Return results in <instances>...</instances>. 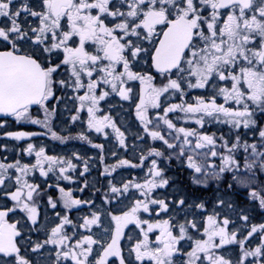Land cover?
I'll use <instances>...</instances> for the list:
<instances>
[{"label": "snow or ice", "instance_id": "6c2138e0", "mask_svg": "<svg viewBox=\"0 0 264 264\" xmlns=\"http://www.w3.org/2000/svg\"><path fill=\"white\" fill-rule=\"evenodd\" d=\"M61 75L64 78L57 79ZM134 83H138V90ZM67 89L78 102L76 114L71 116L73 122L86 112L88 130L108 137L106 130L111 129L119 147L126 148V132L117 119L111 112L98 115L101 102L118 97L134 105L142 132L162 142L165 150L150 148L140 155V164L121 159L105 165L102 175L109 176L117 168L143 167L145 161H151L142 182L130 179L117 186L109 180L105 203L126 197L133 189L141 198L120 215L109 214L114 228L102 233L107 240L94 238L91 231L93 226L103 227L102 210L90 212L78 225H73L67 214L56 213L59 223L46 239L29 241L31 252L41 254L32 260L21 255L19 221L10 223L8 219L19 210L33 226L38 224L40 205L36 197L43 193L28 176L38 170L42 177L56 173L58 180L71 181L69 172L77 167L73 160L83 158L76 153L68 158L48 155L44 147L28 143L22 151L34 155V163L0 161V189L9 182L14 188L4 191L12 206H0V256L13 259L14 264H40L41 259L48 264H109L112 257L126 264L121 240L124 229L134 224L139 238L129 255L134 254L138 264H177V257L183 258L181 264H264V223L248 228L247 215L240 217L245 228L232 231L229 225L233 222L227 217L221 219L215 210L199 225L195 219H187V213L183 222L174 216L155 222L140 216L151 213L152 206L158 209L157 215L172 210L169 201L154 198L155 190L169 185L157 158H186L192 170L191 182L203 187L209 180L220 181L231 173L233 183L225 181L227 191L234 185L252 186L256 173H264V127H259L257 120L258 113L264 115V0H37L35 5L29 0H19V4L0 0V114L17 122L42 125L46 130L43 134L63 143L71 137L53 130L57 108L49 107V102L60 100L56 92ZM194 89L205 94L189 102L186 97ZM170 96L178 97L179 103L165 107L162 98ZM33 106L42 110L43 119L32 115ZM153 109L159 110L155 116L150 115ZM175 113L182 114L177 120L193 122L198 128L178 127L169 118ZM208 123L228 125L234 131L228 139L210 135L201 131ZM4 126L0 122V128ZM242 129L258 131V139L254 136L249 143ZM40 134L12 131L3 135L20 141ZM75 138L91 143L83 132ZM92 146L101 152L104 148L102 144ZM241 151L243 165L237 156ZM83 165L81 176L89 171L88 162L83 161ZM56 187L65 209L82 204L95 208L94 201L75 199L70 190ZM84 187H88L87 182ZM249 195L264 209V188L257 191L253 187ZM47 203L53 210L57 208L58 201L52 196ZM171 204L179 210H206L203 201L189 204L187 197ZM225 206L232 207L223 197L218 198L217 207ZM69 225L89 234L69 235ZM190 229L201 238L184 252L180 243L192 239ZM243 231L247 234L242 235ZM157 232L152 240L150 234ZM254 236L260 237L259 243L247 247ZM233 244L239 248L235 260L220 254L226 245ZM49 246L44 257L42 250Z\"/></svg>", "mask_w": 264, "mask_h": 264}, {"label": "flooded vegetation", "instance_id": "af4514ba", "mask_svg": "<svg viewBox=\"0 0 264 264\" xmlns=\"http://www.w3.org/2000/svg\"><path fill=\"white\" fill-rule=\"evenodd\" d=\"M19 4V1H16ZM29 3L36 4L37 0H29ZM29 22H32V18H29ZM64 78L62 75L57 76V79ZM157 83H159V77L157 78ZM134 89L138 90V83H134ZM82 94V93H81ZM205 94L204 90L194 89L190 90L189 95L186 99L191 102L192 98L197 95ZM74 93L71 89L57 91L56 96L61 98L60 100H51L49 102V107L57 108V115L52 121V128L61 136L71 137L70 139L64 141L63 143L59 140H54L51 138L50 134L45 135L43 133L46 130L42 125L31 124L25 121L17 122L15 118L6 115H0V122L8 124V131H26L41 133L40 135H35L19 141V145L13 147H0V161L6 163H12L16 160H20L22 164H32L35 162L34 155H29L22 151V149L27 147L28 143L36 145L37 148L44 147L48 155L59 156V157H72L73 153L78 154L83 160H73V163L77 165L75 171H70L69 175L72 176L71 181H65L63 179H57L56 173H50L48 177H42L39 171H34L29 174L28 179L30 183L39 184L41 192L43 195L37 196V203L40 205V219L36 226H33L30 221L26 219V215L17 210L14 214H10L8 219L10 223L19 221L18 228L21 231L22 238L18 239V244L21 248V255L26 256L29 259L36 260L40 253H32L31 245L29 241H43L47 237V233L50 229L54 227L59 220L56 218V213H60L61 216L67 214L70 219L73 220V225H78L82 223V217L88 216L90 212L96 210H102L104 215L102 216L103 227L93 226L91 231L94 238H102L107 240V236H102L105 229H113L114 222L111 221L110 215H120L122 212L127 211L135 199H140V195L134 189L131 190L126 197H119L118 199H112L111 203H105L103 200L104 193L107 191V185L109 180L112 183L119 186L121 183L126 182L130 179H135L137 182H142L147 173L148 167L150 165V160L145 161L143 167H120L117 168L115 172H112L109 176L102 175L105 165H114L118 160L127 159L133 164H140V155L147 154L148 150L152 147L164 151L165 148L160 141H154L150 137L146 136L142 130L139 122L135 118L134 105L130 106V102H121L118 97H110L107 101L101 102L102 111L98 115L111 114L117 119L118 126L121 127L122 131L126 132V148H120L114 134L111 129L106 131L109 133L108 137L103 134L96 133L87 129V113H81L80 119L76 122L71 120V116L75 115L74 108L78 106V102L73 100ZM164 101V106L170 103H179L178 97L170 96L162 98ZM122 104V107L117 105ZM110 106H115L110 109ZM159 110H150V115L155 116V113ZM32 115L34 117H39L43 119V112L38 106H33ZM177 116H182L180 113L169 114V118L173 120L177 126H184L186 128H198V126L193 122H185L183 120H177ZM258 126L264 127V115L257 114ZM18 123L14 125V122ZM207 134L215 133L216 136L224 135L225 139L231 137L234 130L230 129V126L216 123L205 124V127L201 130ZM244 139H247L249 143L253 142V137L258 139V131H250L247 129L241 130ZM83 132L88 136L91 141L89 143L85 140L76 139L75 137ZM137 136H143L144 139H137ZM93 144H102L104 146L103 151L93 147ZM219 144V141H218ZM3 150H6L4 152ZM204 151H207L205 149ZM113 152L116 155H113ZM167 155V153H166ZM101 156H103V161H101ZM238 159L243 165L244 154L239 152L237 154ZM160 163V167L164 170L165 178L169 180V185L164 188H159L155 190L154 198L165 199L170 202V208L172 209L167 214L161 213L157 215L158 209L156 206L153 207L151 213H141V219L149 220L150 222H155L156 220L168 219L170 216H174L176 220L183 222L185 219V214L187 213V219H195L198 225L201 224L204 219L211 214L214 210L220 214V218L223 219L227 217L233 223L229 225V231L235 229H244L245 222H243L239 213L240 206H246V211L243 215H247L249 220L247 221V227L250 228L253 225V216L257 214L264 215V209L259 205L258 200H253L249 193L253 190V187L259 191L264 188L262 181L259 184L252 186H243L242 188H236L234 185L231 191L226 190L227 183H233L232 174L226 173L223 180H209L208 186L203 187L199 185H194L191 182L192 170L187 167L186 158L167 160L165 158H157ZM83 161L88 162L89 171L84 173L83 176L80 173L83 171ZM211 162V161H210ZM215 163L219 164L220 161L215 159ZM87 182L88 187H84ZM59 187H63L66 191L70 190L75 199L82 201H94L95 208L90 207L87 204H82L73 207L71 210H67L63 207V201L60 199ZM263 186V187H262ZM80 189H84L81 191ZM13 191L14 188L9 182L5 189H0V206L7 205L12 206V202L4 196V191ZM52 196L58 201L57 208L53 210L47 203L48 197ZM187 197L189 204L200 203L203 201L205 203L206 210H200L195 208H185L184 210H179L175 205L171 204V201L178 200L180 198ZM223 197L231 203L232 207L227 206L220 208L217 207L218 198ZM236 215L239 219L236 220ZM240 223V225H238ZM66 231L69 235L73 232H78L84 235L89 234L86 230L80 228H74L72 225L66 227ZM124 237L121 240V247L123 254L126 258V264L130 261V264H138L135 261L134 254L129 255V249L139 238V229L134 225L130 224L124 229ZM247 232L243 231L242 235H246ZM157 233L150 234L152 240L155 239ZM189 235L192 237L191 240L185 239L181 241L180 247L182 251H190L191 245L195 239L201 238L200 233L195 230H189ZM131 237V240L129 239ZM257 244L249 243L247 247H255ZM97 247V246H94ZM51 246L48 249L42 250V255L44 257L48 256ZM98 251H102L97 248ZM239 252V248L236 245H226L220 254L224 255L226 258L235 260L236 255ZM95 259V257H93ZM182 257H177V264H181ZM0 264H14L13 259L8 257L0 256ZM40 264H48L46 260L41 259ZM64 264H69V262H64ZM109 264H119L118 258H109ZM144 264H151L149 261H145Z\"/></svg>", "mask_w": 264, "mask_h": 264}, {"label": "rangeland", "instance_id": "374dc122", "mask_svg": "<svg viewBox=\"0 0 264 264\" xmlns=\"http://www.w3.org/2000/svg\"><path fill=\"white\" fill-rule=\"evenodd\" d=\"M19 1V0H16ZM18 123H16V121L14 122V125H17ZM5 126L3 128H0V147H13V146H17L19 145V141L8 138L6 136H4L3 134L6 133L8 131V124H4ZM4 152H6V150H3ZM262 181V185L264 184V173H260L257 172L256 173V180L254 185L256 186L257 184H259V182ZM236 188H242V185H235ZM263 187V186H262ZM226 200V197H225ZM227 201V200H226ZM228 202V201H227ZM246 206H240L239 208V213H241L242 215L244 214V212L246 211ZM247 212V211H246ZM239 219L238 216L236 215V220ZM253 224H260V223H264V215L261 214H257L256 216H253ZM238 225H240V223H238ZM252 244H258L259 243V236H254L253 238H250Z\"/></svg>", "mask_w": 264, "mask_h": 264}, {"label": "water", "instance_id": "95a60500", "mask_svg": "<svg viewBox=\"0 0 264 264\" xmlns=\"http://www.w3.org/2000/svg\"><path fill=\"white\" fill-rule=\"evenodd\" d=\"M0 115H4V114H0Z\"/></svg>", "mask_w": 264, "mask_h": 264}]
</instances>
